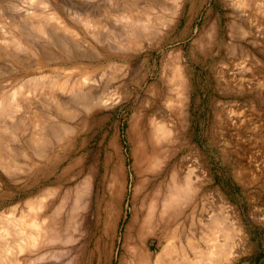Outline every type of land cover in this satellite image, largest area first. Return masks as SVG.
<instances>
[{
	"label": "rangeland",
	"instance_id": "1",
	"mask_svg": "<svg viewBox=\"0 0 264 264\" xmlns=\"http://www.w3.org/2000/svg\"><path fill=\"white\" fill-rule=\"evenodd\" d=\"M40 1L0 0V264H168L169 254L171 264H264V0ZM51 12L75 36L46 21ZM82 74L94 86L85 94L50 96ZM181 177L192 195L171 199ZM134 217L145 230L129 242Z\"/></svg>",
	"mask_w": 264,
	"mask_h": 264
},
{
	"label": "bare ground",
	"instance_id": "2",
	"mask_svg": "<svg viewBox=\"0 0 264 264\" xmlns=\"http://www.w3.org/2000/svg\"><path fill=\"white\" fill-rule=\"evenodd\" d=\"M38 1H40V0H38ZM43 1H44V0H42V2H43ZM127 1H128V0H127ZM127 1H126V2H127ZM150 1H151V0H150ZM153 1H155V0H153ZM169 1H170V0H169ZM193 1L195 2V1H197V0H193ZM241 1H242V0H241ZM241 1H240V2H241ZM252 1H253V0H252ZM40 2H41V1H40ZM130 2H131V1H130ZM181 2H182V1H181ZM190 2H191V1H190ZM190 2H189V3H190ZM228 2H230V0H229ZM233 2H234V1H233ZM233 2H230V4H232ZM36 3H37V2H36ZM47 3H48V2H47ZM153 3H155V2H153ZM204 3H205V2H204ZM224 3H225V2H224ZM235 3L237 4V2H235ZM244 3H245V2H243L242 4H244ZM122 4H124V3H122ZM128 4H129V3H128ZM128 4H126V5H128ZM132 4H133V3H132ZM151 4H152V3H150V5H151ZM240 4H241V3H240ZM42 5H43V4H42ZM155 5H156V4H155ZM166 5H167V4H166ZM168 5H169V4H168ZM170 5H171V4H170ZM40 6H41V4H40ZM44 6H46V5H44ZM85 6H87V5H85ZM121 6H122V5H121ZM121 6H120V7H121ZM163 6H164V5H163ZM172 6H174V5H172ZM234 6H235V5H234ZM238 6H239V5H238ZM240 6H241V5H240ZM41 7H42V6H41ZM46 7H47V6H46ZM49 7H51V6H49ZM131 7H132V6H131ZM131 7H129V8H131ZM151 7H152V6H151ZM153 7H154V6H153ZM155 7H156V6H155ZM160 7H161V6H160ZM236 7H237V6H236ZM81 8H82V7H81ZM90 8H91V7H90ZM118 8H119V7H118ZM118 8H116V10H114V12H116V11L118 10ZM125 8H126V6H125ZM133 8H135V6H134ZM157 8H158V6H157ZM166 8H167V7H166ZM171 8H172V7H169L168 9L171 10ZM200 8H201V7H200ZM244 8H245V7H244ZM244 8H243V9H244ZM41 9H42V8H41ZM113 9H114V8H113ZM131 9H132V8H131ZM159 9H160V8H158L157 11H159ZM176 9H177V8H176ZM238 9H240V8H238ZM135 10H137V9H135ZM135 10H134V11H135ZM192 10H193V8H192ZM234 10H236V9H234ZM52 11H55V10H52ZM90 11H91V10H90ZM118 11H119V10H118ZM125 11H128V9H127V10L124 9L123 12H125ZM150 11H152V9H151ZM154 11H155V10H154ZM154 11H152L153 14H155ZM161 11H163V10H161ZM167 11H168V10H167ZM43 12H44V11H43ZM147 12H148V10H147ZM152 12H149V13L152 14ZM155 12H156V11H155ZM159 12H160V11H159ZM243 12H244V11H243ZM46 13H47V12H46ZM118 13H119V12H118ZM131 13H132V12H131ZM149 13H148V14H149ZM168 13H169V12H168ZM34 14H35V13H34ZM36 14H37V13H36ZM39 14H40V13H39ZM41 14H42V13H41ZM43 14H44V13H43ZM48 14H49V13H48ZM48 14H46V15H47V16H46V21L48 20V22H53V23H54V26H55V27H54L55 29H62V31H63V30H65V31H69V33H71L72 35L74 34V36H75V33L77 32L76 29L74 30L73 28H71V27L68 25L69 23L67 24L66 21H64V20L58 15L59 13L57 14L56 12H53V13L51 12L49 15H48ZM115 14H116V13H115ZM124 14H125V13H124ZM79 15H82V14H79ZM86 15H87V14H85L84 16H86ZM92 15H93V14H92ZM111 15H112V14H111ZM116 15H117V14H116ZM118 15H119V14H118ZM125 15L127 16V14H125ZM136 15H137V14H136ZM61 16H62V15H61ZM82 16H83V15H82ZM88 16H89V15H88ZM88 16H87V18L84 19L85 22H83V23L85 24V27L88 25L87 27H88L89 29H91L92 27L90 28L89 26L92 25V21H91L90 18L88 19ZM122 16H124V15H122ZM126 16H125V18H126ZM128 16H129V14H128ZM160 16H162V15H160ZM160 16H159V17H160ZM38 17H40V16H38ZM62 17H63V16H62ZM93 17H94V16H93ZM110 17H111V16H110ZM148 17H149V16H147V18H148ZM156 17H158V16H156ZM31 18H32V16L30 17V19H31ZM42 18H43V16H42ZM78 18H79V16H78ZM82 18H83V17H82ZM82 18H81V19H82ZM111 18L115 20L114 16L111 17ZM118 18H119V17H118ZM122 18H123V17H122ZM134 18H136V17H134ZM140 18H141V17H140ZM145 18H146V17H145ZM145 18H143V19H145ZM169 18H171V17H169ZM30 19H29V20H30ZM44 19H45V18H44ZM112 19H110V21H111ZM116 19H117V18H116ZM136 19H137V21H138V17H137ZM141 19H142V18H141ZM158 19H159V18H158ZM32 20H34V18H33ZM79 20H80V19H77L78 22H79ZM82 20H83V19H82ZM93 20H94V19H93ZM120 20H121V19H120ZM164 20H165V19H164ZM164 20H162V21H164ZM44 21H45V20H44ZM46 21H45V22H46ZM80 21H81V20H80ZM95 21H96V20H95ZM118 21H119V20H118ZM137 21H136V22H137ZM144 21H145V20H144ZM151 21H152V20H151ZM160 21H161V20H160ZM162 21H161V22H162ZM40 22H41V21H40ZM121 22H122V21H121ZM136 22H135V23H136ZM148 22H150V20H148ZM148 22L146 21V23H147V27L149 26V25H148ZM158 22H159V20H158ZM161 22H160V23H161ZM36 23L38 24V22H36ZM36 23H35V24H36ZM94 23H95V22H94ZM94 23H93V25H94ZM125 23H126V22H125ZM129 23H130V21H129ZM133 23H134V22H132V24H133ZM150 23H151V22H150ZM152 23H153V21H152ZM152 23H151V24H152ZM32 24H33V23H32ZM35 24H34V25H35ZM41 24H42V23H41ZM43 24H45V23H43ZM46 24H48V23L46 22ZM46 24H45V25H46ZM51 24H52V23H51ZM51 24H50V25H51ZM71 24H72V23H70V25H71ZM96 24H97V23H96ZM98 24H99V23H98ZM115 24H116V23H115ZM117 24H118V23H117ZM123 24H124V22H123ZM137 24H138V23H137ZM12 25H14V24H12ZM12 25H11V26H12ZM52 25H53V24H52ZM93 25H92V26H93ZM119 25H120V24H119ZM124 25H126V24H124ZM141 25H142V24H141ZM153 25H154V26H158L159 23H158V25H157V24L155 25V23H153ZM188 25H189V24H188ZM35 26H36V25H35ZM35 26H34V27H35ZM38 26H39V25H38ZM71 26H72V25H71ZM83 26H84V25H83ZM154 26H153V28H154ZM12 27H13V26H12ZM17 27H18V26H17ZM41 27H42V26H41ZM72 27H73V26H72ZM87 27H86V28H87ZM96 27H98V26H96ZM96 27H95V28H96ZM112 27H113V26H112ZM117 27H118V26H117ZM126 27H127V28H130V25H129V27H128V26H126ZM131 27H132V26H131ZM137 27H138V26H136V28H137ZM139 27H140V26H139ZM139 27H138V28H139ZM37 28H38V27H37ZM44 28H45V27H44ZM95 28H94V29H95ZM114 28H115V27H114ZM133 28H135V27H133ZM149 28H151V27L149 26ZM51 29H52V28H51ZM92 29H93V28H92ZM92 29H91V30H92ZM131 29H132V28H130V32H131ZM29 30H30V29H29ZM42 30H43V29H42ZM45 30H46V29H45ZM48 30H49V29H48ZM83 30H84V29H83ZM85 30H86V29H85ZM85 30H84V31H85ZM124 30H125V29H124ZM132 30H133V29H132ZM135 30H136V29H135ZM144 30H145V29H144ZM154 30H155V29H154ZM23 31H24V30H23ZM54 31H55V30H54ZM75 31H76V32H75ZM96 31H97V30H96ZM133 31H134V30H133ZM136 31H138V30H136ZM148 31H149V30H148ZM15 32H16V31H15ZM17 32L19 33L20 31H17ZM25 32H26V31H25ZM38 32H39V31H38ZM46 32H47V30H46ZM86 32H87V31H86ZM89 32H90V31H89ZM139 32H140V31H139ZM155 32H156V31H155ZM22 33H23V32H21L20 35H18V36H14V37L16 38V40L14 41V39H13V41L15 42V45H17V46H18V45L22 46L20 43L22 42V37L25 35V34L22 35ZM48 33H49V32H48ZM58 33H59V32H58ZM90 33H94V32L92 31V32H90ZM95 33H96V32H95ZM98 33H99V32H98ZM127 33H128V31H127ZM159 33H160V32H159ZM12 34H13V32H12ZM14 34H16V33H14ZM28 34H29V32H28ZM46 34H47V33H46ZM65 34H66V33H65ZM77 34H78V33H77ZM96 34H97V33H96ZM137 34H138V33H137ZM157 34H158V32H157ZM53 35H54V33H53ZM59 35H60V34H59ZM32 36H33V35H32ZM54 36H55V35H54ZM76 36H77V35H76ZM90 36H91V35H90ZM146 36H147V34H146ZM77 37H78V36H77ZM108 37H109V36H108ZM110 37H111V36H110ZM116 37H117V36H116ZM24 38H25V36H24ZM27 38H30V39H31V37H29V35H28ZM33 38H35V37H33ZM75 38H76V37H75ZM145 38H146V37H145ZM94 39H95V38H94ZM112 39H114V38L112 37ZM9 40H10V39H9ZM11 40H12V39H11ZM67 40H68V39H67ZM107 40H109V38H107ZM115 40H116V39H114L113 42H116ZM13 41H12V42H13ZM68 41H69V40H68ZM70 41H71V40H70ZM99 41H100V40H99ZM71 42H72V41H71ZM109 42H110V41H109ZM117 42H118V41H117ZM68 43H69V42H68ZM30 44H31V43H30ZM30 44H29V45H30ZM69 44H70V43H69ZM76 44H77V43H76ZM76 44L73 43V45H75V46H76ZM9 45H10V44H9ZM10 46H11V45H10ZM10 46L8 47V49L10 48ZM33 47H34V46H33ZM40 47H41V46H40ZM15 48H16V47H15ZM24 48H25V47H24ZM38 48H39V47H38ZM41 48H42V47H41ZM41 48H40V49H41ZM46 48H47V47H46ZM74 48H76V47H74ZM80 48H81V47H80ZM13 49H14V48H13ZM16 49H17V48H16ZM30 49H31V48H30ZM34 49L36 50L35 47H34ZM40 49H37V50L40 51ZM9 50H10V49H9ZM14 50H15V49H14ZM48 50H49V49H48ZM18 51H19V50H18ZM41 51H43V50H41ZM49 51H50V50H49ZM75 51H76V50H75ZM80 51H81V50H80ZM15 52H16V51H15ZM27 52H28V51H27ZM32 52L35 54L36 51L34 52V51L32 50ZM50 52H53V51H50ZM18 53H19V52H18ZM13 54H14V52H13ZM45 54H47V53L45 52ZM48 54L50 55V54H52V53H48ZM37 55H38V54H37ZM49 55H48V56H49ZM14 56H15V55H14ZM17 56H18V55H17ZM45 56H46V55H45ZM46 57H47V56H46ZM20 59H21V58H20ZM24 62H25V61H24ZM26 63L28 64V62H26ZM116 63H117V62H116ZM0 65H1V64H0ZM110 65H113V64H110ZM118 65H119V64H118ZM121 66H122V65H121ZM123 66H125V65H123ZM123 66H122V67H123ZM6 67H7V66H6ZM115 67H116V65H115ZM115 67H114V68H115ZM62 68H63V67H62ZM117 68H118V66H117ZM4 69H5V68H4ZM107 69H108V68H107ZM110 69H111V66H110ZM105 70H106V69H105ZM116 70H117V69H116ZM103 71H104V70H103ZM109 71H110V70H109ZM109 71H107V73H108ZM112 72H114V71H112ZM112 72L110 73V75L112 74ZM118 72H119V71L117 70V73H118ZM98 73H99V71H98ZM124 73H125V72H124ZM124 73H123V74H124ZM79 74H80V72L78 73V75H79ZM105 74H106V73H105ZM113 74H115V73H113ZM113 74H112V75H113ZM118 74H119V73H118ZM48 75H49V74H48ZM48 75H47V74H42L41 77L45 78V77H47ZM62 75H63V74H62ZM78 75H76V76H78ZM98 75H100V74H98ZM98 75H97V76H98ZM124 75H125V74H124ZM49 76H51V74H50ZM49 76H48V77H49ZM71 76H72V75H71ZM76 76H74V77L76 78ZM107 76H109V75H107ZM119 76H120V75H119ZM119 76L116 77V80H117V81H118L117 78H118ZM125 76H126V75H125ZM60 77H61V76H60ZM74 77H73V78H74ZM91 77H92V76H89V75H86V74H82V75L80 76V78H79V76H78L79 79L76 78L77 80H76V82H74V83H70V81L68 82L67 79H65V80H61V78H62V77H61L58 81L56 80L57 82H55L52 86H51L49 83H46V85L48 86V84H49L50 87L53 88V90L55 89V90L53 91V93H50V96H52V95L55 94V93L61 94L62 97H63L64 95H66V94H78V95H80V94H82V93L85 94V91H88V90L91 89V86H92V84H93V83H92L91 86H90V82H92ZM103 77H105V75H104ZM111 77H114V76H111ZM111 77H110V78H111ZM127 77H128V76H127ZM38 78H39V77H38ZM38 78H37V80H38ZM71 78H72V77H71ZM94 78H95V77H94ZM110 78H109V79H110ZM120 78H123V77L121 76ZM33 79H34V77H33ZM35 79H36V78H35ZM50 79H52V78H50ZM55 79H56V78H55ZM62 79H63V78H62ZM97 79H98V78H97ZM106 79H107V78H106ZM109 79H108V80H109ZM112 79H113V78H112ZM37 80H36V81H37ZM39 80H40V79H39ZM41 80H42V79H41ZM41 80H40V81H41ZM45 80H46V79H45ZM99 80H100V78H99ZM116 80H114V81H116ZM120 80H121V79H120ZM125 80H126V78H125ZM50 81H51V80H50ZM102 81H103V79H102ZM110 81H111V79H110ZM114 81H113V84H114ZM117 81H116V82H117ZM34 82H35V81H34ZM43 82H44V81H43ZM94 82H95V80H94ZM104 82H105V81H104ZM106 82H107V80H106ZM111 82H112V81H111ZM41 83H42V82H40V84H41ZM117 83H118V82H117ZM119 83H120V82H119ZM34 84H35V83H34ZM36 84H38V83H36ZM44 84H45V82H44ZM51 84H52V83H51ZM96 84H97V82H96ZM100 84H101V83H100ZM46 85H45V86H46ZM106 85H107V84H106ZM32 86H33V85H32ZM38 86L40 87V85H38ZM103 86L105 87V85H103ZM116 86H117V84H116ZM161 86H162V85H161ZM29 87H31V86H29ZM35 87H36V86L34 85V88H35ZM92 87H94V86H92ZM16 88H17V87H16ZM37 88H38V87H37ZM37 88H36V89H33V88H32V90H36V91H37ZM96 88H98V86H97ZM105 88H106V87H105ZM14 89H15V88H14ZM25 89H26V87H25ZM40 89H41V88H40ZM107 89H109V88H107ZM17 90H18V89H16V91H17ZM43 90H44V89H43ZM48 90L50 91L49 86H48ZM48 90H47V92H49ZM51 90H52V89H51ZM99 90H103V89H100V88H99ZM157 90H158V89H157ZM11 91H12V90H11ZM11 91H9L8 93L10 94ZM24 91H25V90H24ZM36 91H35V92H36ZM40 91H41V90H40ZM14 92H15V91H14ZM37 92H39V91H37ZM41 92H42V91H41ZM41 92H39V93H41ZM44 92H45V90H44ZM6 93H7V92H6ZM20 93H21V94L23 93V88H22V90H21L20 92H18V95H19ZM31 93H32V91H31ZM39 93H36V94H39ZM88 93H89V92H88ZM88 93H87V94H88ZM90 93H91V92H90ZM90 93H89V94H90ZM95 93H96V92H95ZM159 93H160V92H159ZM162 93H163V91H162ZM3 94H4V93H3ZM29 94H30V93H29ZM29 94H28V95H29ZM32 94H34V93H32ZM43 94H44V93H43ZM51 94H52V95H51ZM87 94H86V95H87ZM89 94H88V95H89ZM91 94H92V93H91ZM96 94H97V93H96ZM156 94H158V93H156ZM26 95H27V94H26ZM61 95H59V96H57V97H60V99H61ZM88 95H87V97H88ZM1 96H3V95H0V97H1ZM6 96H7V95H6ZM6 96H5V97H6ZM11 96H12V95H11ZM11 96H10V97H11ZM16 96H17V94L15 95V93H14L13 96L11 97V100H10V104H9L10 106H7V107H10V110L13 111L12 113L10 112L12 115H16V114H17L16 112L19 113V111H22V109H25V108H24V105H23L22 102L20 101L21 99L18 100ZM34 96H35V95H34ZM39 96H40V95H39ZM75 96H76V95H75ZM81 96H82V95H81ZM81 96H80V97H81ZM83 96H84V95H83ZM26 97H27V96H26ZM28 97H29V96H28ZM80 97H79V98H80ZM98 97H99V95H98ZM98 97H97V98H98ZM7 98H8V97H7ZM19 98H20V97H19ZM21 98H22V96H21ZM31 98H32V97H31ZM31 98H30V100H29V98H28V100L31 101ZM33 98H34V97H33ZM33 98H32V99H33ZM50 98H51V97H50ZM54 98H55V100H56V96H55ZM79 98H78V99H79ZM84 98H86V97L84 96ZM94 98H95V97H94ZM2 99H3V97L0 99V100H1V101H0V113L2 112V111H1V110H3L2 107H4V104H5V103L3 104ZM26 99H27V98H26ZM35 99H37V98H35ZM43 99H45V98H43ZM47 99H48V97H47ZM52 99H53V98H52ZM52 99H51V100H52ZM58 99H59V98H58ZM65 99H66V98H65ZM72 99H73V97H72ZM74 99H76V98L74 97ZM82 99H83V98H82ZM88 99H89V98H88ZM92 99H93V97H92ZM4 100H6V99H4ZM28 100H27V101H28ZM61 100H62V99H61ZM61 100H60V101H61ZM84 100H86V99H84ZM90 100H91V99H90ZM94 100H95V99H94ZM105 100H106V98H105ZM24 101H25V100H24ZM38 101H39V100H38ZM63 101H64V97H63ZM73 101H74V100H73ZM98 101H99V100H98ZM103 101H104V99H103ZM35 102H36V101H35ZM50 102H51V101H50ZM50 102H49V103H50ZM52 102H53V101H52ZM58 102H59V100H58ZM61 102H62V101H61ZM65 102H66V101H65ZM71 102H72V101H71ZM88 102H89V101H88ZM88 102L85 101V103H86V107L91 106L92 104H94V103H93L94 101H92V104H90V105L87 104ZM7 103H8V102L6 101V104H7ZM33 103H34V102H33ZM63 103H64V102H63ZM66 103H67V102H66ZM69 103H70V100H69ZM76 103H77V102H76ZM89 103H91V102H89ZM98 103H99V102H98ZM102 103H103V102H102ZM102 103H101V104H102ZM25 104H26V103H25ZM37 104H38V103H37ZM44 104H45V103H44ZM44 104H43V106H44ZM54 104L56 105L57 103L55 102ZM59 104H61V103H59ZM59 104H57V105H59ZM30 105H32V104H30ZM35 105H36V103H35ZM39 105H41V104H39ZM87 105H88V106H87ZM94 105H97V104L95 103ZM25 106H26V105H25ZM37 106H38V105H37ZM53 106H54V105H53ZM64 106L66 107L67 105L65 104ZM5 107H6V106H5ZM5 107H4V108H5ZM27 107H28V106H27ZM29 107H30V106H29ZM35 107H36V106H35ZM38 107H39V106H38ZM55 107H56V106H55ZM58 107H59V106H57L56 108H58ZM82 107H84V111H85V108H86V107H85L83 104H82V106H80V108H82ZM33 108H34V107H33ZM48 108H49V110H48ZM48 108H47V111L50 112V110H51L50 108H51V107H48ZM52 108H53V107H52ZM60 108H62L61 105H60ZM91 108H92V107H91ZM94 108H95V107H94ZM30 109H31V108H30ZM36 109H37V107H36ZM38 109H39V108H38ZM42 109H43V107H42ZM89 109H90V107L88 108V110H89ZM6 110L8 111L9 109H6ZM6 110H5V111H6ZM27 110H28V109H27ZM44 110H46V109H44ZM82 110H83V109H82ZM34 111H35V110H34ZM34 111H33V112H34ZM36 111L39 113L38 110H36ZM40 111H41V110H40ZM55 111H56V110H55ZM66 111H68V110H66ZM66 111L63 112V113H67ZM22 112H23V111H22ZM27 112H28V111H27ZM27 112H26V113H27ZM77 112H79V111H76V112L73 111V113H75V114H76ZM24 113H25V111H24ZM24 113H23V114H24ZM55 113H56V112H55ZM70 113H72V112H70ZM81 113H82V111H81ZM29 114H31V113H28V115H29ZM35 114H36V113H35ZM35 114H33L31 117H33ZM57 114H58V113H57ZM77 114H78V113H77ZM3 115H4V114H3ZM5 115H6V114H5ZM5 115H4V117H5L6 119H7L8 116H10V115H8V116L6 117ZM18 115H20V114H18ZM36 115L38 116V114H36ZM36 115H35V116H36ZM63 115H64V114H63ZM21 116H22V114H21ZM21 116H20V118H21ZM23 116H25V114H24ZM29 116H30V115H29ZM37 116H36V117H37ZM40 116H41V115H40ZM40 116H38V117H40ZM58 116H59V115H58ZM64 116H65V115H64ZM77 116H78V115H77ZM1 117H2V116H1ZM27 117H28V116H27ZM36 117H33V118H36ZM66 117H67V116H66ZM66 117H65V118H66ZM2 118H3V117H2ZM13 118H14V117H13ZM18 118H19V117H18ZM22 118H23V117H22ZM24 118H26V117H24ZM24 118H23V120H24ZM40 118H41V117H40ZM26 119H27V118H26ZM72 119H73V118H72ZM77 119H78V117H77ZM0 120H1V119H0ZM8 120H11V119L8 118ZM27 120H28V119H27ZM36 120H37V118H36ZM38 120H39V118H38ZM40 120H42V119H40ZM64 120H65V119H64ZM70 120H71V118H70ZM2 121H3V120H2ZM2 121H0V128H1V122H2ZM17 121L19 122L20 119H19V120L17 119ZM74 121H75V120H74ZM74 121H72V122H74ZM5 122H8V121H5ZM23 122H24V121H23ZM23 122H22V123H23ZM36 122H37V121H36ZM42 122H43V120H42ZM3 123H4V122H3ZM12 123H13V122H12ZM14 123H15V122H14ZM38 123H39V122H38ZM43 123H44V122H43ZM9 124H10V123H9ZM9 124H7V125L9 126ZM34 124L37 125V123H34ZM5 125H6V124H5ZM7 125H6V126H7ZM17 125H18V123H17ZM19 125H20V124H19ZM39 125H40V124H39ZM72 125H73V124H72ZM42 126H43V125H42ZM165 126H166V125H165ZM9 127H10V126H9ZM11 127H12V126H11ZM37 127H38V126H37ZM67 127H68V126H67ZM70 127H72V126H70ZM156 127H157V126H156ZM156 127H155V128H156ZM158 127H161V126H158ZM163 127H164V126H163ZM3 128H4V127H3ZM3 128H2V129H3ZM5 128H6V127H5ZM5 128H4V129H5ZM40 128H41V127H40ZM164 128H165V127H164ZM166 128H167V127H166ZM2 129H1V130H2ZM6 129H7V128H6ZM157 129L160 130L159 128H157ZM157 129H156V131H157ZM162 129H163V128H162ZM66 130H67V129H66ZM66 130H65V131H66ZM163 130H164V129H163ZM163 130H162V131H163ZM165 130H167V129H165ZM165 130H164V132H165ZM71 131H72V130H71ZM156 131H155V132H156ZM157 132H158V131H157ZM164 132H163L162 137L164 136ZM166 132H167V131H166ZM66 133H70V131H69V132L67 131ZM66 133H65V134L63 133V134H64L65 136H67ZM68 135H69V134H68ZM152 135L154 136L153 132H152ZM155 136H156V134H155ZM63 137H64V136H63ZM156 137H158V136H156ZM61 138H62V137H61ZM165 138H166V136H164V139H165ZM158 139H159V138H158ZM164 139H162V140H164ZM60 140H61V139H59V141H60ZM156 140H157V138H156ZM59 141H58V142H59ZM64 141H65V140H64ZM37 142H38V141H37ZM39 142H40V141H39ZM154 142H155V141H154ZM156 142H157V141H156ZM44 143H45V142H44ZM46 143H47V142H46ZM41 144H43V141L41 142ZM163 144H164V143H163ZM154 145H155V144H154ZM158 145H159V143H158ZM160 145H162V144H160ZM44 146H46V145H44ZM44 146H43V147H44ZM48 147H49V146H48ZM162 147H163V148H166V147H164L163 145H162ZM155 148H156V147H155ZM0 150H1V148H0ZM147 150H148V149H147ZM148 151H149V150H148ZM153 152H154V151H153ZM154 153H155V152H154ZM161 154H162V153H161ZM161 154H159V155H161ZM163 154H164V153H163ZM137 155H138V154H137ZM144 155H145V154H144ZM1 156H2V155H1ZM157 156H158V155H157ZM163 156H165V155H163ZM136 159H137V158H136ZM155 159H157V158H155ZM160 159H161V157H160ZM168 159H169V158H168ZM2 161H3V160H2ZM143 161H144V160H143ZM143 161H142V162H143ZM161 161H162V160H161ZM9 162H10V161H9ZM142 162H141V163H142ZM5 163H6V162H5ZM10 163H11V162H10ZM160 163H161V162H160ZM158 164H159V163H158ZM11 165H12V164H11ZM16 165H17V164H16ZM115 165H116V164H115ZM19 166H20V165H19ZM152 166H153V165H151L150 168H151ZM3 167H6V166H3ZM7 167H8V166H7ZM14 167H15V166H14ZM17 168H18V167H17ZM148 168H149V167H148ZM150 168H149V169H150ZM115 169H116V168H115ZM7 170H8V169H7ZM9 170H10V169H9ZM117 170H118V168H117ZM158 170H159V169H158ZM188 170H189V169H188ZM15 171H16V170H15ZM72 171H73V170H72ZM190 171H191V170H190ZM190 171H189V172H190ZM12 172H13V171H12ZM114 172H115V171H114ZM145 172H146V171H145ZM145 172H144V173H145ZM147 172H149V171H147ZM147 172H146V173H147ZM150 172H152V170H151ZM191 172H192V171H191ZM191 172H190V173H191ZM159 173H160V172H159ZM190 173H189V174H190ZM157 174H158V173H157ZM187 174H188V173H187ZM145 175H146V174H145ZM190 175L192 176V174H190ZM177 176H178V175H177ZM177 176H176V177H177ZM179 176H180V175H179ZM183 176H184V175H183ZM142 177H144V176H142ZM149 177H150V176H149ZM174 177H175V176H174ZM185 177H186V176H185ZM120 179H121V178H120ZM142 179H143V178H142ZM183 179H184V178H183ZM185 179H187V178H185ZM172 180H173V179H172ZM175 180H176V179H175ZM178 180H179V179H178ZM178 180H177V181H178ZM114 181H116V180H114ZM186 181H188V183H190V189H191V191H192V188H193V187H192V184H191V180L189 181V176H188V180H186ZM137 182H139V181H137ZM144 182H145V180L143 181V183H144ZM163 182H164V181H163ZM181 182H182V177H181ZM115 183H116V182H115ZM115 183H114V184H115ZM140 183H141V182H140ZM177 183H178V182H176V184H177ZM188 183H186V184H188ZM193 183H195V182H193ZM165 184H166V183H165ZM165 184H163V185H165ZM169 184H170V186H171V183H170V182H169ZM172 184H173V183H172ZM178 184H179V183H178ZM184 184H185V181H184ZM186 184H185V185H186ZM143 185H144V184H143ZM173 186H174V185H173ZM173 186H172V187H173ZM177 186H178V185H177ZM181 186L183 187V182H182ZM181 186H180V187H181ZM188 186H189V185H188ZM188 186L186 187V190H185V187H183V188L181 187L180 189H177V190H175V189H173V191H170V190H169L170 193H169V192H167V193H169L168 195H169L170 198H171V197H175L176 194H177L178 197H179V198H182V201H183V198H184L185 194H187L188 191H189V190H188ZM191 187H192V188H191ZM168 188H169V187H168ZM173 188H174V187H173ZM159 189H160V188H159ZM162 190H164V189H162ZM182 190H185L186 192H185V191L183 192ZM159 191H160V190H159ZM194 191H195V190H194ZM165 192H166V191H165ZM175 192H176V193H175ZM195 192H196V191H195ZM167 193H165L166 196H167ZM172 193H173V195H172ZM189 193L191 194L190 191H189ZM183 194H184V195H183ZM193 194H195V193H193ZM159 195L161 196L162 194H159ZM174 195H175V196H174ZM191 195H192V194H191ZM187 196H189V195L187 194ZM193 196H194V195H193ZM161 197H162V196H161ZM176 197H177V196H176ZM176 197L174 198V200H177ZM178 197H177V198H178ZM116 198H117V197H116ZM167 198H168V197H165V198L163 199V201H164V202L167 201V200H168ZM190 198H191V196H190ZM166 199H167V200H166ZM171 199H172V198H171ZM171 199H170V200H171ZM158 200H159V199H158ZM111 201H112V200H111ZM161 202H162V201H161ZM168 202H170V201H168ZM168 202H167V203H168ZM174 202H177V201H174ZM188 204H189V203H188ZM184 205H185V204H184ZM166 206H167V205H166ZM170 206H171V205H170ZM182 206H183V205H182ZM186 206H187V205H186ZM157 207H158V206H157ZM162 207H163V208L161 209V211H159V213H160L161 215H163L164 212H166V211H165V207H164V206H162ZM179 207H181V206H179ZM151 208H153V207H151ZM151 208H150V211H151ZM154 209H155V207H154ZM158 209H159V207H158ZM166 209H167V208H166ZM174 210H175V209H174ZM169 211H170V210H169ZM169 211L167 210V212H169ZM172 212H173V211H172ZM216 212H217V211H216ZM170 213H171V212H170ZM178 213H179V212H178ZM180 213H181V212H180ZM207 213H208V212H207ZM217 213H218V212H217ZM160 214H159V215H160ZM166 214H167V213H166ZM193 214H194V213H192V216H193ZM208 214L210 215V214H212V213L210 212V213H208ZM215 214H216V213H215ZM222 214H223V213H222ZM161 215H160V216H161ZM204 215H205V214H204ZM204 215H203V216H204ZM207 216H208V215H207ZM164 217H165V216H164ZM210 217H211V216H210ZM204 218H205V217H204ZM150 219H151V218H150ZM167 219H168V218H166L165 220H167ZM207 219H208V218H207ZM207 219H206V220H207ZM218 219L220 220L219 216H217V215L213 216V217L211 218L210 222L207 223V224H208V227H210V228H212V229L216 228L215 224H217ZM134 220H135V217L132 218L131 222L129 223V226L127 227L128 235H127L126 237H127V241H129V242L132 240V235L134 234V232L137 233L138 235H140V234L145 230V228H144L143 225L136 224L135 222H133ZM157 220H158V217H157ZM163 220H164V219H163ZM165 220H164V221H165ZM202 220H204V219H202ZM222 221H223V220H222ZM132 222H133V223H132ZM206 222H207V221H206ZM223 222H224V221H223ZM159 223H161V222L159 221ZM219 223H220V222H219ZM219 223H218V224H219ZM35 224H36V223H35ZM161 224H162V223H161ZM158 225H159V224H158ZM222 225H223V224H222ZM222 225H220V226H222ZM214 226H215V227H214ZM218 226H219V225H218ZM218 226H217V227H218ZM162 227H163V226H162ZM225 227H226V226H225ZM41 228H42V226H41ZM219 228H220V227H219ZM222 228H223V227H222ZM227 228H229V227H227ZM227 228H223V229H221V230H223V233L225 234V236L228 235L230 231L232 232V230H231L230 228H229L230 231H228ZM205 229H206V227H205ZM23 230H24V229H23ZM42 230H44V229H42ZM202 230H203V229H202ZM34 232H35V231H34ZM36 232H37V231H36ZM44 232H45V231H44ZM166 232H167V231H166ZM203 232H205V231H203ZM203 232H202V233H203ZM208 232H209V231H208ZM211 232H213V231H211ZM214 232H216V231H214ZM218 232H220V231H217V233H218ZM231 232H230V233H231ZM205 233H206V232H205ZM209 233H210V232H209ZM220 233H221V232H220ZM220 233H218V234L220 235ZM34 234H38V232H37V233H34ZM200 234H201V233H200ZM44 235H45V233H44ZM44 235H41V236L43 237ZM162 235H163V234H162ZM172 235H173V234H172ZM221 235H222V234H221ZM1 236L4 237L3 235H1ZM45 236H46V235H45ZM45 236H44V237H45ZM209 236H210V234H209ZM223 236H224V235H223ZM229 236H230V234H229ZM229 236H227V237H229ZM163 237L165 238V235H164ZM189 237H190V236H189ZM186 238H187V236H186ZM229 238H230V237H229ZM239 238H240V237H239ZM206 239H207V237H206ZM212 239H213V237H212ZM227 239H228V238H227ZM165 240H166V239H165ZM204 240H205V239H204ZM207 240H209V239H207ZM207 240H206V241H207ZM216 240H217V239H216ZM222 240H223V237H222ZM225 240H226V239H225ZM187 242H188V241H187ZM214 242H215V241H214ZM216 242H217V241H216ZM169 243H170V242H169ZM188 243H189V242H188ZM190 243H191V242H190ZM194 243H196V241H195ZM197 243H198V242H197ZM206 243H207V246H208V245H209L208 242H206ZM209 243H212V244L214 245V243H213L212 241L209 242ZM217 243H219V240H218ZM222 243H223V242H222ZM222 243H221V244H222ZM225 243H227V242H224V244H225ZM167 244H168V243H167ZM170 244H171V243H170ZM229 244H230V243H229ZM174 245H175V244H174ZM191 245H192V244H191ZM215 245H216V244H215ZM226 245H227V244H226ZM141 246H142V245H141ZM170 246H171V245H170ZM211 246H212V245H211ZM217 246H218V245H217ZM133 247H134V246H133ZM166 247H167V246H166ZM166 247H165V248H166ZM172 247H173V246H172ZM172 247H171V248H172ZM208 247H209V246H208ZM228 247H232V248H233L234 246H232V243H231V245L228 246ZM191 248H192V246H191ZM193 248H194V246H193ZM205 248H206V245H205ZM211 248H212V247H211ZM130 249H131V248H130ZM172 249L174 250V248H172ZM212 249L215 250V248H212ZM233 249H234V248H233ZM170 250H171V249H170ZM173 250H171V251L174 252ZM197 250H198V249H197ZM208 250H211L210 247H209ZM224 250H226V249H224ZM131 251H132V250H130V252H131ZM164 251H165V249H164ZM167 251H169V250H167ZM167 251H166V253H167ZM198 251H199V250H198ZM198 251H197V252H198ZM200 251H201V250H200ZM200 251H199V252H200ZM221 251H222V250H221ZM233 251H234V250H233ZM235 251H236V250H235ZM235 251H234V252H235ZM130 252H129V253H130ZM169 252H170V251H169ZM197 252H196V253H197ZM203 252H204V251H203ZM215 252H216V251H215ZM228 252H229V251H228ZM133 253H134V252H133ZM164 253H165V252H164ZM200 253H201V252H200ZM206 253H207V251H206ZM212 253H213V251H212ZM194 254H195V252H194ZM217 254H218V253H217ZM233 254H234V253H233ZM170 255L173 256V254H169V255H168V258H167L168 264H171V261L173 260V258H171ZM205 255H206V254H205ZM211 255H213V254H208V253H207L208 258H211V257H212ZM213 256H214V255H213ZM216 256H217V255H216ZM216 256H215V257H216ZM228 256H229V255H228ZM130 257H131V256H130ZM165 257H166V256H165ZM165 257H164V258H165ZM198 257H199V256H198ZM200 257H201V256H200ZM200 257H199V258H200ZM218 257H219V256H218ZM222 257H223V256H222ZM131 258H132V257H131ZM162 258H163V257H162ZM162 258H161V259H162ZM164 258H163V259H164ZM195 258H197V257H195ZM199 258H197V259H199ZM134 259H135V258H134ZM156 259H157V258H156ZM174 259H176V258L174 257ZM212 259H213V257H212ZM215 259H217V258H215ZM222 259H223V258H222ZM144 260H145V258L143 259V261H144ZM157 260H158V259H157ZM220 260H221V259H220ZM133 261H134V260H133ZM143 261H142V262H143ZM162 261H163V260H162ZM164 261H165V260H164ZM164 261H163V262H164ZM167 261H166V262H167ZM187 261H188V260H187ZM198 261H199V260H198ZM205 261H206V260H205ZM202 262H203V261H202ZM202 262H201V263H202ZM206 262H207V261H206ZM158 263H160L159 260L157 261V264H158ZM191 263H192V262H190V263H189V262H186V260H182V261H181V259H180L179 263H178V262H172V264H191ZM204 263H205V262H204ZM134 264H135V263H134ZM196 264H197V263H196ZM199 264H200V262H199ZM207 264H208V263H207Z\"/></svg>",
	"mask_w": 264,
	"mask_h": 264
}]
</instances>
